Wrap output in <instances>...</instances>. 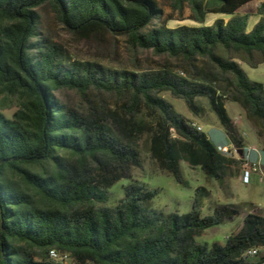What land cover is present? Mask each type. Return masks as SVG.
<instances>
[{"label": "trees", "instance_id": "obj_1", "mask_svg": "<svg viewBox=\"0 0 264 264\" xmlns=\"http://www.w3.org/2000/svg\"><path fill=\"white\" fill-rule=\"evenodd\" d=\"M169 1L180 14L187 7L198 24L209 14L229 18L171 29L153 26L162 15L156 0H0V264H53L50 250L69 255L74 264H259L242 257L245 249L264 245V216L251 203H243L248 209L242 226L225 242H198L203 231L239 216L240 205H219L202 216L198 199L207 192L200 187L188 213L154 210L156 191L132 181V169L141 167L134 126L118 119L109 124L55 97L60 89L129 94L133 108L143 103L159 114L154 151L177 183L183 180L178 150L168 143L170 129L184 140L187 163L223 184L238 162L157 97L169 91L190 107L195 96L207 97L227 142L242 151L243 139L215 88L166 72L97 77L89 65H63L56 50L39 39L37 9L49 4L71 33L103 30L156 55L186 63L206 59L213 79L233 88V100L257 118L264 137V87L250 81L238 63H264V0ZM253 1L261 18L248 31L250 13L239 10ZM122 179L130 183L119 204L100 206Z\"/></svg>", "mask_w": 264, "mask_h": 264}, {"label": "rangeland", "instance_id": "obj_2", "mask_svg": "<svg viewBox=\"0 0 264 264\" xmlns=\"http://www.w3.org/2000/svg\"><path fill=\"white\" fill-rule=\"evenodd\" d=\"M162 15L153 21V26H165L177 28L180 26L200 27L210 26L216 19H227L221 14H209L204 24H198L190 19V11L185 7L180 14L173 11L169 0H156ZM258 2H252L244 6L240 12L255 11ZM37 12L39 21V39L47 46L56 50L65 66L84 68L86 65L92 71H97L96 76L116 77L122 79L123 75H153L156 73H169L180 79L193 84L211 85L223 96L227 114L232 119L245 147H257L264 145V137L259 135L260 124L256 117L250 116L239 103L233 100V88L225 81L213 79L206 59H196L192 63H186L180 58L167 55H156L152 50L133 48L124 37L113 36L103 31L95 30L84 34L69 32L56 18L49 4H45ZM254 17H248L247 24L250 30L253 28ZM241 63V69L250 81L264 85V63L256 68H250ZM182 73L183 75H181ZM56 99L66 107L80 113L93 111L100 119L113 124L116 119L122 123L130 122L137 131L136 142L141 157V167L132 169V181L143 183L149 190H155L156 195L152 200L151 207L164 213H188L196 189L202 187L207 194L198 199L202 216L213 213L219 205H240L239 216L225 220L218 226L203 231L196 240L200 243L212 244L223 243L228 237L234 235L242 226L243 218L248 208L242 206L245 201L256 202L264 209V183L259 174H253L248 184L234 183L240 178V167L237 163L227 172L223 184L206 176L199 167L191 166L186 161L181 143L184 140L177 136L175 131H168V143L175 144V150L179 154V167L183 183L175 181L170 172L160 165L153 141L158 133L159 114L151 113L143 103L136 108L132 107L129 94L117 95L103 89L90 88L85 94L76 90L60 89L55 92ZM168 103L171 109L187 119L190 124L194 123L202 128L211 141L224 140V132L218 122L215 112L212 110L208 98L195 96L190 107L184 98L174 96L169 91L157 94ZM14 108L5 110L6 116L10 117ZM213 135V136H212ZM130 180L122 179L109 190V199L102 207L113 208L123 198V187ZM258 259L249 262L257 263ZM53 263V262H51ZM55 264V263H53ZM68 264H74L70 261Z\"/></svg>", "mask_w": 264, "mask_h": 264}, {"label": "built area", "instance_id": "obj_3", "mask_svg": "<svg viewBox=\"0 0 264 264\" xmlns=\"http://www.w3.org/2000/svg\"><path fill=\"white\" fill-rule=\"evenodd\" d=\"M180 74L183 75L182 73ZM191 126L198 131H202V128L194 123H192ZM170 130L173 131V129ZM217 150L238 162L240 167V181L242 183L248 184L253 174H259L261 181L264 183L263 164L260 159H253L251 157V153L256 152L255 149L245 147L241 151V154H239L240 150H237L232 144L227 142L226 145H218ZM242 257L246 259H258L257 262H259V264H264V245L252 246L245 249L242 253ZM48 260L55 264H68L71 258L67 254H65V256H57V252H54L48 254Z\"/></svg>", "mask_w": 264, "mask_h": 264}, {"label": "crops", "instance_id": "obj_4", "mask_svg": "<svg viewBox=\"0 0 264 264\" xmlns=\"http://www.w3.org/2000/svg\"><path fill=\"white\" fill-rule=\"evenodd\" d=\"M253 2H258V1H253ZM251 3H252V2H251ZM258 3H259V2H258ZM249 4H250V3H249ZM241 9H242V8H241ZM241 9H240V10H241ZM240 10H239V13H240V14H243V13L247 12V11H245V12L241 13ZM248 12H249V11H248ZM249 13H250V15H249L248 17H254L253 23L256 24V23L260 20L261 17H260L259 15H257L255 11H252V12H249ZM213 15H215V14H213ZM223 16H224V15H223ZM226 17H227V16H226ZM222 18H223V17H222ZM228 18H229V17H227V19H224V20L227 21ZM255 24H254V25H255ZM247 26H248V24H247ZM247 30L250 31V28L247 27ZM239 65H240V67H241V63H239ZM262 85H263V84H262ZM263 87H264V85H263ZM212 136H213V135H212ZM207 137H208V136H207ZM208 138H209V137H208ZM223 139H224V140L221 139L220 141H216L215 143H216L217 145H226V144H227V140H226L225 135H224V138H223ZM246 148H247V147H246ZM249 148H253V149L256 150V152H252V153H251V157H252L253 159H260L261 162H262V164H263V169H264V145H260L259 149H258L257 147H253V146H250ZM238 183H241L240 178L238 179L237 183H236V182L234 183V187H235V185L238 184ZM245 203H251V204L254 206V208L257 210V212H258L259 214H261L262 216H264V209L260 208L256 202L245 201Z\"/></svg>", "mask_w": 264, "mask_h": 264}, {"label": "bare ground", "instance_id": "obj_5", "mask_svg": "<svg viewBox=\"0 0 264 264\" xmlns=\"http://www.w3.org/2000/svg\"><path fill=\"white\" fill-rule=\"evenodd\" d=\"M54 252H56L55 250H50L49 251V254H52V253H54ZM57 256H65V255H63V254H59L58 252H57Z\"/></svg>", "mask_w": 264, "mask_h": 264}, {"label": "water", "instance_id": "obj_6", "mask_svg": "<svg viewBox=\"0 0 264 264\" xmlns=\"http://www.w3.org/2000/svg\"><path fill=\"white\" fill-rule=\"evenodd\" d=\"M239 154H241V151L239 152Z\"/></svg>", "mask_w": 264, "mask_h": 264}]
</instances>
